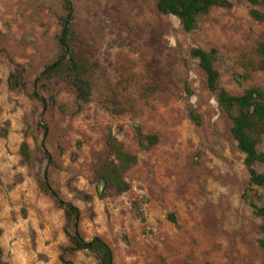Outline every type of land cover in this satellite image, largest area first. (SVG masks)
<instances>
[{"label": "rangeland", "instance_id": "rangeland-1", "mask_svg": "<svg viewBox=\"0 0 264 264\" xmlns=\"http://www.w3.org/2000/svg\"><path fill=\"white\" fill-rule=\"evenodd\" d=\"M230 1L186 32L155 0H72L74 48L93 81L91 101L79 105L62 81L34 83L61 55V0H0V264H66L64 211L38 183L46 173L80 208L84 238H103L114 264H264V220L244 199L264 207V187H250L232 121L192 56L216 49L220 85L233 95L264 89V21L251 17L249 0ZM13 73L27 91L10 88ZM139 130L158 143L143 149ZM111 134L138 158L122 194L94 178ZM65 260L100 264L86 251Z\"/></svg>", "mask_w": 264, "mask_h": 264}, {"label": "trees", "instance_id": "trees-1", "mask_svg": "<svg viewBox=\"0 0 264 264\" xmlns=\"http://www.w3.org/2000/svg\"><path fill=\"white\" fill-rule=\"evenodd\" d=\"M155 2L160 13L176 16L186 32L196 31L199 28L200 18L209 14L213 8L233 6V2L230 0H155ZM249 2L253 6L250 10L251 17L257 21H264V12L257 8V6L264 7V0H249ZM61 3L63 14L60 16L61 32L58 35L61 55L44 69L34 83L46 87L53 80L62 81L75 93L78 104L85 105L91 101L93 94V81L89 74L91 66L81 59L74 48L78 37L73 24V2L72 0H61ZM3 53L4 50L0 48V58ZM258 53L264 58V41L259 45ZM192 56L198 59L199 65L206 75L208 88L217 97L219 106L232 121L231 134L239 150L245 155L250 187H264V173L256 169L257 164L264 163V152L259 150V144L264 137V89L253 86L245 89L240 95H233L220 85V73L215 65L217 61L216 49L194 48ZM9 86L12 90L27 91L28 82L13 73L9 77ZM31 96L44 104L46 102L45 98L37 91H34ZM191 117L197 125H200L199 115L191 112ZM138 133L143 149H148L158 143L157 135L145 136L140 130ZM146 141L149 145L146 144ZM108 148V158L98 162L94 167V178L104 191L113 190L117 194H122L130 188L125 174L137 163L138 158L128 152L124 144L112 134L108 140ZM20 153L23 160L30 164L31 152L26 141L22 143ZM38 183L40 190L53 198L56 205L65 214L64 231L69 243L63 247L62 261L72 264L71 261L65 260L66 256L86 251L91 253L100 264H114V252L103 238L99 236L91 240L84 238L79 226L80 208L59 195L50 182L49 174L46 173L44 178L38 180ZM244 199L253 208L254 214L264 220V207L258 205L248 194L244 196ZM262 232L264 234V224ZM259 244L264 253V237L259 240Z\"/></svg>", "mask_w": 264, "mask_h": 264}]
</instances>
